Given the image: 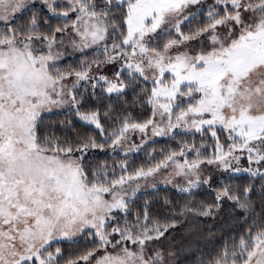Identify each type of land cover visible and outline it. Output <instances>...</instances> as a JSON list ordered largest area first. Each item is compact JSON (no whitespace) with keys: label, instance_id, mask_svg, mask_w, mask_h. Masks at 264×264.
I'll return each instance as SVG.
<instances>
[{"label":"snow or ice","instance_id":"snow-or-ice-1","mask_svg":"<svg viewBox=\"0 0 264 264\" xmlns=\"http://www.w3.org/2000/svg\"><path fill=\"white\" fill-rule=\"evenodd\" d=\"M225 228L198 264H264V0H0V264H179Z\"/></svg>","mask_w":264,"mask_h":264},{"label":"trees","instance_id":"trees-1","mask_svg":"<svg viewBox=\"0 0 264 264\" xmlns=\"http://www.w3.org/2000/svg\"><path fill=\"white\" fill-rule=\"evenodd\" d=\"M158 143L155 145L156 152L159 153L163 148L165 147H172L176 142L175 141H169L167 144L164 143V139L160 138L157 140ZM199 141L197 140V143ZM147 158L144 153H139L138 155L133 154L129 160V163H133L136 166H140L142 163H146ZM165 196H170L172 199H177V194L174 193L171 189H161L155 196H142L141 199L138 201L141 205L144 203L145 200H150L153 204H156L158 201H163ZM198 199V198H197ZM231 237L228 236L226 238H223L222 240L215 243L211 248L205 249L204 251L200 252L197 257L185 261L182 264H198V261L201 258L207 259L209 255H215L217 251H220L225 243H230Z\"/></svg>","mask_w":264,"mask_h":264},{"label":"rangeland","instance_id":"rangeland-1","mask_svg":"<svg viewBox=\"0 0 264 264\" xmlns=\"http://www.w3.org/2000/svg\"><path fill=\"white\" fill-rule=\"evenodd\" d=\"M157 140L160 138H156ZM161 189H165V186L161 183L160 184ZM167 189H171L170 187ZM173 190V189H171ZM148 192H151L152 189L149 188L147 190ZM174 191V190H173ZM212 227V225H208V227L204 228V232L207 233L208 228ZM230 229L225 228L223 231L217 229L215 231V235L208 238H201L198 242H191V246L187 247L189 241L187 240V234L184 232L180 233H174L173 237H170L171 239H174L175 247L179 250L181 245H185V248L183 251H178V262L179 264H182L185 261L191 260L198 256V254L205 249L211 248L215 243L222 240L223 238L228 237L229 235H225L224 233L229 232ZM208 239H210L212 242L208 243Z\"/></svg>","mask_w":264,"mask_h":264}]
</instances>
